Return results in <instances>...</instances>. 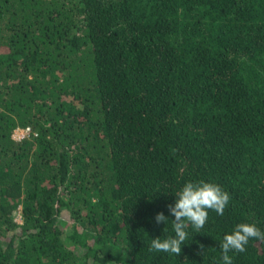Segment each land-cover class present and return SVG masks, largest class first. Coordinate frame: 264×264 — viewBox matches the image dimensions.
<instances>
[{
  "label": "trees",
  "instance_id": "1",
  "mask_svg": "<svg viewBox=\"0 0 264 264\" xmlns=\"http://www.w3.org/2000/svg\"><path fill=\"white\" fill-rule=\"evenodd\" d=\"M200 180L224 214L150 251ZM242 222L264 230V0H0V264H222Z\"/></svg>",
  "mask_w": 264,
  "mask_h": 264
},
{
  "label": "clouds",
  "instance_id": "2",
  "mask_svg": "<svg viewBox=\"0 0 264 264\" xmlns=\"http://www.w3.org/2000/svg\"><path fill=\"white\" fill-rule=\"evenodd\" d=\"M175 196L177 198L175 204L168 205L169 212L175 217L174 220H171L175 235L167 236L164 239H152L150 251H163L179 256L182 245L188 239L187 229L189 226L199 232L208 220L209 210L222 216L231 199L230 194L219 184L204 180L188 181ZM155 219L157 224H167L169 221L163 212L158 213ZM251 239L264 241V230H261L255 223H238L230 234L223 237L220 244L222 264H233L229 253L233 251L236 253L245 252L246 245ZM200 247L203 249V245Z\"/></svg>",
  "mask_w": 264,
  "mask_h": 264
},
{
  "label": "built area",
  "instance_id": "3",
  "mask_svg": "<svg viewBox=\"0 0 264 264\" xmlns=\"http://www.w3.org/2000/svg\"><path fill=\"white\" fill-rule=\"evenodd\" d=\"M30 133H31V128H25V129L19 128L14 132L13 138L16 141H22V140L28 138L30 136Z\"/></svg>",
  "mask_w": 264,
  "mask_h": 264
},
{
  "label": "rangeland",
  "instance_id": "4",
  "mask_svg": "<svg viewBox=\"0 0 264 264\" xmlns=\"http://www.w3.org/2000/svg\"><path fill=\"white\" fill-rule=\"evenodd\" d=\"M15 219H16L17 223H19V224L22 223V215L19 212H17L15 214ZM61 223L64 224V226L66 224L69 225L70 219L65 214H63L62 219H61ZM64 229L67 230L66 228H64Z\"/></svg>",
  "mask_w": 264,
  "mask_h": 264
}]
</instances>
